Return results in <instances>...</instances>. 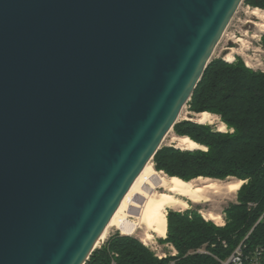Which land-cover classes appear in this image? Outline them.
Wrapping results in <instances>:
<instances>
[{"label":"water","instance_id":"water-1","mask_svg":"<svg viewBox=\"0 0 264 264\" xmlns=\"http://www.w3.org/2000/svg\"><path fill=\"white\" fill-rule=\"evenodd\" d=\"M243 0H0V264H84Z\"/></svg>","mask_w":264,"mask_h":264},{"label":"trees","instance_id":"trees-1","mask_svg":"<svg viewBox=\"0 0 264 264\" xmlns=\"http://www.w3.org/2000/svg\"><path fill=\"white\" fill-rule=\"evenodd\" d=\"M243 1L264 10V0ZM262 42L264 46V36ZM186 104L193 112L219 116L232 131L221 132L191 119L177 121L172 127L175 134L204 148L161 146L152 157L154 168L184 181L199 176H234L245 181L237 191V201L223 210L224 225L205 220L197 210H167L164 241L176 249L175 257L158 260L138 239L115 233L84 264H111L110 252L118 254L117 264H169L171 259L176 264H217L209 255L190 252L205 244L210 252L225 258L242 240L245 252L258 246L264 249V72L240 58L232 63L212 58ZM249 203L255 205L249 207Z\"/></svg>","mask_w":264,"mask_h":264},{"label":"bare ground","instance_id":"bare-ground-1","mask_svg":"<svg viewBox=\"0 0 264 264\" xmlns=\"http://www.w3.org/2000/svg\"><path fill=\"white\" fill-rule=\"evenodd\" d=\"M250 13L253 17L264 22V10L254 7ZM225 59L230 60L231 56L227 54ZM189 119L198 123L212 121L210 114L205 111L197 113L195 119ZM171 143L181 149L191 150L201 147L187 136L175 135L172 137ZM196 181L199 183H195ZM242 183L243 180L219 183L202 176L184 181L177 176H167L161 171L155 170L149 161L121 200L116 212L96 243V247L105 238L103 234L108 227H114L121 234L128 236L135 235L139 229H145V240L153 237L152 233L164 237L168 207L181 206L187 209L188 201L185 199L194 203L205 202L209 200V193L218 194L222 189L235 194ZM207 215L209 219L221 220L219 215L213 213Z\"/></svg>","mask_w":264,"mask_h":264},{"label":"rangeland","instance_id":"rangeland-1","mask_svg":"<svg viewBox=\"0 0 264 264\" xmlns=\"http://www.w3.org/2000/svg\"><path fill=\"white\" fill-rule=\"evenodd\" d=\"M252 8L254 7L249 6L244 1L240 3L236 12L232 16L228 26L226 27L224 34L222 35L221 39L216 45L212 53V58L222 57L223 59H225L226 55L229 54L231 56V59L227 61L232 63L236 61V58H240L244 62V64L249 66L250 68L255 69V70H261L264 72V46L262 45L263 36H264V22L251 15L250 12ZM238 39L240 41H237ZM196 114H197L196 112H193L190 110L188 104H185L180 112V115L177 121H181V120L189 119V118L195 119ZM210 116L212 117V121L211 122L204 121L202 124L209 125L212 128L218 131H221V132L232 131V129L228 128L226 124L220 119L219 116L214 115V114H210ZM175 135H176L175 132L173 131V129H171L164 137L161 143V146L173 145L171 143V139ZM201 148H204V147H199L196 149H201ZM150 163L152 167L154 168V163L152 159L150 160ZM161 172L167 175L165 172L163 171ZM209 179L210 180L213 179L214 181L219 182V183L239 180L238 178L234 176H228L222 179H217V178H209ZM244 182L245 181H243V183ZM195 183L198 184L199 182L196 181ZM237 191L235 194L229 193L226 189H222L218 194L211 192L208 195L209 200L205 202L202 201L199 203H194V202H191L190 200L185 199L186 201H188L187 209L197 210L199 211L200 214H203L206 218H208V215H207L208 213H213L215 215H219V214L222 215L224 213L223 212L224 208L229 203H235L237 201V196H236ZM167 210L183 212L186 209H184L181 206H176V207H168ZM145 231H146L145 229H142V230L139 229L135 235H131V236L136 239H139V237H143L144 239ZM115 233L120 234V232L114 227H108L105 233L103 234L105 238L101 241V243L102 242L106 243L108 239L111 236H113ZM165 234H166V231H165ZM152 235L154 236L157 234L152 233ZM144 241L146 240L144 239ZM157 241L161 245L166 243V241H164L159 236L157 237ZM101 245L103 244H98L97 247H100ZM164 250L172 251V249H169V247H167V249L164 248Z\"/></svg>","mask_w":264,"mask_h":264},{"label":"built area","instance_id":"built-area-1","mask_svg":"<svg viewBox=\"0 0 264 264\" xmlns=\"http://www.w3.org/2000/svg\"><path fill=\"white\" fill-rule=\"evenodd\" d=\"M254 203H249L248 206H254ZM202 217L205 220H211L215 225L217 226H222L225 223V214L223 213L222 215H220L221 217V221H216V220H212L209 218H206L203 214H201ZM259 221V219H258ZM120 235H123L120 233ZM157 235H154L153 237H151L150 239L144 241L143 237H139V241L153 254L154 257H156L158 260H162V259H166L168 257H175L177 255V251L175 250V248L169 244L168 242H166L165 244H159V242L157 241ZM166 235L164 237H160L163 240L165 239ZM101 244H104L103 242ZM221 244L226 247V242L224 240L221 241ZM206 245L203 244L201 246H199L197 249H195L194 251H191L190 253L193 252H197L198 254H205V255H209L210 257H212L217 264H264V249L262 247H255L254 249H252L249 252H245L244 251V244H243V240L233 249V251L226 256L225 258L219 257L218 255L210 252L206 247ZM167 249V247H169V249H172V251L170 250H164V248ZM118 256L117 253L115 252H110V258L111 264H117L116 262V257ZM169 264H176L174 259H171L169 261Z\"/></svg>","mask_w":264,"mask_h":264},{"label":"crops","instance_id":"crops-1","mask_svg":"<svg viewBox=\"0 0 264 264\" xmlns=\"http://www.w3.org/2000/svg\"><path fill=\"white\" fill-rule=\"evenodd\" d=\"M166 235V234H165Z\"/></svg>","mask_w":264,"mask_h":264}]
</instances>
